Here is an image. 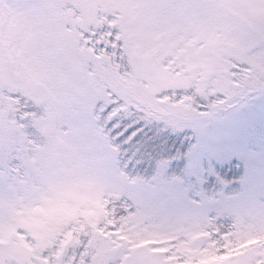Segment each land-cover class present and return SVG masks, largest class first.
Here are the masks:
<instances>
[{
    "label": "snow or ice",
    "instance_id": "obj_1",
    "mask_svg": "<svg viewBox=\"0 0 264 264\" xmlns=\"http://www.w3.org/2000/svg\"><path fill=\"white\" fill-rule=\"evenodd\" d=\"M0 264H264V0H0Z\"/></svg>",
    "mask_w": 264,
    "mask_h": 264
}]
</instances>
